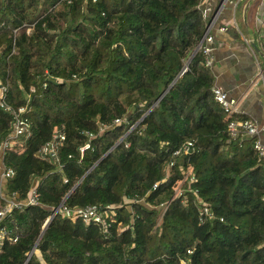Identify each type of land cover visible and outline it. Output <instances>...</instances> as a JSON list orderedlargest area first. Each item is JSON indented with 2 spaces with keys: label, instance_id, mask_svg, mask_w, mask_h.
Wrapping results in <instances>:
<instances>
[{
  "label": "trees",
  "instance_id": "16d2710c",
  "mask_svg": "<svg viewBox=\"0 0 264 264\" xmlns=\"http://www.w3.org/2000/svg\"><path fill=\"white\" fill-rule=\"evenodd\" d=\"M200 1L0 0V85L8 106H27L30 122L29 134L5 148L13 175L0 181V192L24 199L39 178L41 202L6 222L18 239L1 245L0 264L25 263L67 194L68 208L122 206L106 233L58 210L26 264H264V161L250 138L229 137L231 117L214 100L200 49L177 77L205 31ZM124 116L80 152L84 131ZM12 121L0 106V143ZM59 128L66 130L59 162L39 159ZM187 139L193 152L169 167L171 150ZM182 169L193 171V187L217 218L201 223L187 194L156 225Z\"/></svg>",
  "mask_w": 264,
  "mask_h": 264
},
{
  "label": "built area",
  "instance_id": "2783aa9c",
  "mask_svg": "<svg viewBox=\"0 0 264 264\" xmlns=\"http://www.w3.org/2000/svg\"><path fill=\"white\" fill-rule=\"evenodd\" d=\"M68 3L71 0H66ZM232 3V0H219L218 3H214L213 0H201L198 8L202 14V17L205 19V31L199 43V48L202 51L203 60L202 64L208 69H212L214 62V37L211 33V29L214 26L215 22L220 18L221 11L227 3ZM261 23L264 25V20L260 19ZM231 26L237 28V25L234 20L230 21ZM228 24L224 23L218 27L222 32L228 30ZM247 48L254 54L255 49L254 40L252 38L245 37L241 35ZM256 57V56H255ZM257 72L258 77H263L262 69L260 66ZM6 87L0 85V106L10 111L13 116L12 121V131L11 133L1 141L0 143V181L3 179L12 176L13 170L7 167L4 164V152L5 148L10 144V142L17 138L20 135H28L30 122L26 115L27 106H19L14 109L8 106L4 101V92ZM211 92L213 94L214 100L218 103L220 108L225 114L231 117L227 123V133L230 138L234 139L238 136H246L251 139L252 146L257 154L259 160L264 161V143L260 137V128L255 120L250 117H243V112L239 108L240 99L230 97L220 86L212 85ZM147 113V112H146ZM145 113V114H146ZM144 114V115H145ZM143 115V116H144ZM143 116L137 120L133 125L130 126L129 132L138 125ZM126 122V117H116L113 119L111 124L99 123L98 129L96 132L93 131H84L83 134L86 136V141L83 145L79 147L80 152L91 148V140L97 136L98 133L103 132L106 129L113 128L115 126H120ZM66 139V130L64 128L56 129L51 138L45 142L40 150L37 153V157L41 160L51 159L56 162H59L58 153L59 149L62 146ZM123 140V139H122ZM126 146L128 143L125 144ZM194 140L187 139L183 141L180 147H177L171 150V158L169 160V167H172L176 164V160L179 156H189L193 152ZM71 157V154L68 155ZM181 178L173 188L172 196L169 200L161 202L159 207L162 209L159 218L157 219L156 225L159 223L162 215L166 211L170 202L175 198H185L187 194L193 196V204H195L198 218L201 223L205 221H213L217 218L215 212L212 210L208 201L200 196L198 190L193 187L197 183V177L192 170L182 169ZM39 178H35L34 185L29 190V194L26 198L20 199L19 195L16 192H13L10 196H5L0 192V248L1 245L5 242H16L18 235L14 234L13 231L7 227L6 222L11 223L14 219V213L23 209L27 205H41V202L38 200V192L36 184ZM64 181L67 180L64 178ZM166 181V177L162 178L159 181H156L151 190H155L157 186ZM143 200L130 199L126 202H141ZM125 203V202H124ZM64 202L60 205L59 209L63 213H72L79 217L83 222H93L99 224L103 232H108L112 225V218L115 217L117 209L122 206V203L119 204H105L99 206L96 204H89L81 208H68L63 205ZM150 207L153 205L148 204ZM222 221V218H219ZM133 221V220H132ZM1 250V249H0ZM36 250V249H35ZM188 253L191 250H187ZM45 264V263H43ZM181 264H187L185 260L181 261Z\"/></svg>",
  "mask_w": 264,
  "mask_h": 264
},
{
  "label": "crops",
  "instance_id": "0c3cea01",
  "mask_svg": "<svg viewBox=\"0 0 264 264\" xmlns=\"http://www.w3.org/2000/svg\"><path fill=\"white\" fill-rule=\"evenodd\" d=\"M232 0L221 11L220 18L211 29L214 37L213 85L220 86L230 97L240 99L239 108L255 120L264 143V0ZM216 4L219 0H213ZM254 8V25L250 27L248 12ZM234 20L237 28L232 27ZM227 22L222 32L218 27ZM254 34L261 41H257ZM241 35L252 38L257 47L254 54L247 48ZM263 77H258L259 67Z\"/></svg>",
  "mask_w": 264,
  "mask_h": 264
},
{
  "label": "water",
  "instance_id": "95a60500",
  "mask_svg": "<svg viewBox=\"0 0 264 264\" xmlns=\"http://www.w3.org/2000/svg\"><path fill=\"white\" fill-rule=\"evenodd\" d=\"M199 43H200V41H199ZM199 43L197 44V46L195 47V49H194V51L192 52V54L190 55V57L188 58V60L186 61V63H185V65L183 66V68H182V70L180 71V73L178 74V76L177 77H179L184 71H185V69L187 68V65L189 64V62H190V60L192 59V57L194 56V54L196 53V51L198 50V48H199ZM254 46V49L255 50H257V47H256V45H253ZM175 81V80H174ZM173 81V82H174ZM173 82H172V84H173ZM171 86V85H170ZM167 90H168V88L166 89V90H164L161 94H160V96L155 100V102L153 103V105L151 106V108L152 107H154V106H156L157 105V103H158V101L162 98V96L167 92ZM150 108V109H151ZM129 131H127L121 138H119V140H117V142L114 144V146H116L118 143H120V141H122V139L125 137V135L128 133ZM113 146V147H114ZM112 147V148H113ZM111 148V149H112ZM102 157H104V156H102ZM101 157V158H102ZM100 158V159H101ZM99 159V160H100ZM95 165V164H94ZM94 165H93V167H94ZM92 167V168H93ZM86 174H84V176H85ZM83 176V177H84ZM82 177V178H83ZM82 178L71 188V190L70 191H72V189L74 188V187H76L77 185H78V183H80V181L82 180ZM70 193V192H69ZM68 196V194L63 198V200L61 201V203L56 207V208H54L53 209V211H52V214L50 215V217L48 218V220L46 221V223H45V225L43 226V228H42V231H41V233H40V235H39V237H38V239L36 240V242L34 243V245H33V247L31 248V250L29 251V253H28V255H27V258H26V260H25V263L24 264H26L27 262H28V260H29V258L31 257V255L33 254V252H34V250L36 249V246H37V244H38V242H39V239H40V237L42 236V234H43V232H44V230H45V228L47 227V225L49 224V222L51 221V219L54 217V215L56 214V212L58 211V209H59V207H60V205L65 201V199H66V197Z\"/></svg>",
  "mask_w": 264,
  "mask_h": 264
},
{
  "label": "rangeland",
  "instance_id": "374dc122",
  "mask_svg": "<svg viewBox=\"0 0 264 264\" xmlns=\"http://www.w3.org/2000/svg\"><path fill=\"white\" fill-rule=\"evenodd\" d=\"M244 1V0H243ZM242 1V2H243ZM253 10H254V8H250L249 9V12H248V20H249V24H250V27H252L253 25H254V20H253V16H252V13H253ZM254 37L257 39V41L259 42V41H261L258 37H257V35L256 34H254ZM260 43V42H259Z\"/></svg>",
  "mask_w": 264,
  "mask_h": 264
}]
</instances>
